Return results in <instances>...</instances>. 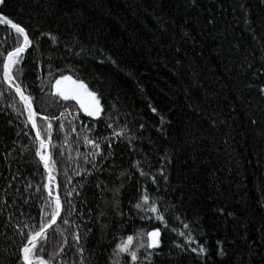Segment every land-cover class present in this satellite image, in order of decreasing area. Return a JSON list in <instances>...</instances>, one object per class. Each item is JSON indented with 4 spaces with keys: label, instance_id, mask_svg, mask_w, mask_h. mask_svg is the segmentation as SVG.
Wrapping results in <instances>:
<instances>
[{
    "label": "trees",
    "instance_id": "1",
    "mask_svg": "<svg viewBox=\"0 0 264 264\" xmlns=\"http://www.w3.org/2000/svg\"><path fill=\"white\" fill-rule=\"evenodd\" d=\"M215 2L200 0L201 7L197 10L186 8L185 0H6L5 14L26 27L34 43L39 44L38 50L29 49L24 54L25 61L16 66L23 69L22 74L14 70L19 77L17 82H22L26 94L33 97L39 115L38 126L43 131L44 116L59 117L67 109L63 117L51 121L52 142L56 148L49 146V152L55 161L53 174L61 186L64 208H67L66 192L75 190L71 200L76 212L72 213L70 225L65 226L66 231L54 233L53 229L61 227L60 220L49 233L54 250L64 247L54 264H66L69 259L79 261L71 219L80 223L92 215L90 226L94 225L99 195L96 180L111 182L106 173L100 172L101 167L111 169V161L101 159L107 150L104 144L101 155L96 157V173L89 176L84 171L91 167L85 163L84 156L93 149L83 142V137L88 134L95 138L96 133L110 136L112 130L98 121L93 124V118L79 109L75 101H64L48 86L61 71L72 75L74 69L92 91L102 94L101 103L106 111L109 104H116L120 120L113 127L118 130L119 124L127 123L140 136L134 142L135 152L129 149L127 141L112 138L117 164L130 168L134 159L143 157L145 171H151L158 181L153 185L150 177H141L135 169H130L132 180L122 196L126 215L120 227L113 225L108 236L101 240L94 226L87 243L81 241L88 264H108V255L116 243L113 240L110 245L108 240L114 233L134 235L138 229L150 231L155 227L161 228L164 252L163 256L156 257L155 264H264V124L249 122L250 116L259 119L264 115V98L256 89L249 91L244 87L252 79L251 73L264 67L261 57L264 2L243 0L249 19L254 21L252 31L243 22L244 11L233 13L229 7L233 0H226L228 11L216 25L217 29L223 23L233 26L226 38L218 31L203 27L204 18L209 14L205 9L220 12ZM160 17L170 25L167 31ZM185 18L190 21L197 43L185 44L183 62L176 64L179 57L172 46H179V38L171 37L173 29L179 31L178 26ZM40 32L52 33L58 42L54 43L51 36H40ZM10 33L14 30L0 25V92L3 93L0 95V173L10 177L19 169L20 175L12 183L23 190L27 180L38 183L42 173L46 182L47 174L34 152L21 151L23 145L31 147L35 132L19 95L3 82V54L15 46ZM236 43L239 48L233 47ZM99 48L104 49V55L97 54ZM248 64L252 65L251 69ZM255 82L264 83V78ZM245 104L250 107L245 108ZM152 107L157 109L156 113L151 111ZM213 110L226 122L212 126L208 117ZM160 116L165 118L163 124ZM61 123L63 129L58 127ZM141 123L145 125L143 129L139 128ZM73 126L75 132L71 130ZM88 127H94L95 132L87 133ZM165 154L171 158V164L164 165L167 182L156 172ZM34 170H38L35 176ZM81 184L83 188L79 187ZM141 185L152 196L163 197L166 206L175 205L174 214L181 219L198 221L203 232L200 243L208 248L206 255L197 256L190 251L180 254L172 241L183 243V238H178L155 218L142 220L135 215L131 205L136 202ZM34 191L29 189L24 195L27 197ZM40 204L37 194L23 210L37 217ZM221 208L223 213L218 211ZM229 212L233 215H228ZM21 219L35 223L27 217ZM165 219L169 228H182L174 216L166 214ZM8 234L11 235L10 230ZM80 234L83 237V230ZM64 236L67 244H63ZM217 240L224 242L226 255L218 254ZM11 243L0 237V260L15 250L20 238L16 237L15 245L10 247Z\"/></svg>",
    "mask_w": 264,
    "mask_h": 264
},
{
    "label": "snow or ice",
    "instance_id": "2",
    "mask_svg": "<svg viewBox=\"0 0 264 264\" xmlns=\"http://www.w3.org/2000/svg\"><path fill=\"white\" fill-rule=\"evenodd\" d=\"M264 2V0H262ZM226 0H216L215 7L220 10L219 14L214 11H208L209 14L204 18V28H210L213 31H218V33L227 37L229 29L233 26L231 24L223 23L221 28L217 29L216 25L219 20H222L224 13L228 11L225 6ZM184 6L188 9H197L201 7L200 0H185ZM7 7L6 0H0V25L10 26L11 30H14L13 39L15 40V46L11 50L4 53V59L2 61V76L3 82L7 83L10 88H14L15 92L19 95L20 101L23 103L24 108L27 109V120L31 122V128L35 129V137L32 140L31 147L29 145H23L21 151L27 153L29 151L34 152L36 157L43 162V168L47 170V180L44 182L43 174L41 173V180L38 183H33L32 180H27L24 182V188L15 187L12 183L17 180L19 169L16 170V174L10 177H4L0 173V179L3 180V185L0 186V222H2L3 230L0 231V237H4L6 240L11 241L10 247L15 245V238H20V244L15 246V250L11 253H7L3 260H0V264H54L57 260L59 253L64 252V247L61 245L58 251L54 250L52 241L49 240V229H53V226L57 225L58 219L61 220V227L53 229L54 233H62L66 231L65 226L70 225V218H72V213L76 212L75 207L72 204L71 197L73 196V191H67L65 196V201L67 203V208H64V202L61 199V193L59 191L60 184L56 182V176L53 174L56 171L55 161L52 158L50 152L46 153V149L51 146L56 148V145L52 142V120H59L65 115V112H61L59 117L44 116L43 120L45 122V128L42 129L38 127L36 117L38 113L33 108V97L32 95L26 94L22 82H17L19 77L14 74L20 72L22 74V68H16L17 65H21L25 61V53L29 52V49L38 50L39 44L34 43V39L30 36L29 31L26 27L21 26V23L15 22L14 19L10 18V14H5V9ZM231 11L236 13L239 10H243L245 15L242 17L243 22L248 25L249 30L254 31L252 25L254 21H251L248 16L247 5L243 0H233L232 5H230ZM199 19V17H197ZM161 24L163 25L164 31H167L170 25L164 21L163 17H160ZM190 21L185 18L184 22L179 25V31L173 29L172 39H178L179 46L173 45L172 50L179 57L175 61L176 64H181L183 62L184 55L186 54L183 49L184 45L187 43L196 44V36L192 33L189 26ZM37 31H39L37 29ZM163 34V33H162ZM203 34V33H201ZM40 36H51L54 43L58 42L57 36L52 33L40 32ZM7 37H5V40ZM261 46L264 49V37H261ZM223 47V45H221ZM234 48H239L238 43L233 45ZM80 52H84L81 48ZM98 55H104V49H97ZM77 56L80 53H76ZM261 57L264 58V50L261 52ZM109 59H111L109 57ZM48 60L51 61L52 57L49 56ZM247 61V56L245 57ZM103 63V61H101ZM113 63H115L113 61ZM248 68H252L251 64L247 65ZM51 68V64H49ZM243 67V65H241ZM51 71L49 76H51ZM75 77V78H74ZM251 78L247 83H245V89L251 91L256 89L258 94L264 98V83L257 84L255 81L264 78V67L261 68L259 72L253 71L251 73ZM48 86L51 91L58 97L62 98L64 101H75L79 109H81L88 117L93 118V124L97 121L105 125L107 129H111V135H100L95 134V138H90L88 134L83 137V142L85 144L91 145L93 151L84 156V161L86 164H90V168H85L84 171L89 175L93 176L97 170L96 157L101 155V145H106V152L101 155V159L111 161V169L100 168V172L106 173L109 180H96L95 187L99 191L98 202L95 205V223L90 226L93 220V216L89 215L87 221L77 223L76 219H71L73 229V240L75 241V254L79 255V261L69 259L66 264H88L83 253L85 252V247L81 243H87V238L92 234L93 227H97V231L101 240L108 236V233L112 230L113 225L115 227H120V221L124 220L125 211L123 208L122 196L123 190L126 188L127 184L132 180V172L130 169H135L139 172L141 177L148 176L151 179L153 185L158 183L157 176L153 175L151 171L146 172L145 167L147 166L143 157L140 159H134L131 162L130 168H121L116 160L115 151L112 148L113 137L117 139H122L127 141L128 147L131 151L135 152L136 148L134 142L140 140V136L132 132L127 123H122L114 128L113 125L117 124L120 120L119 110L116 104H109L106 111L105 105L101 103L102 94L98 95V91H92L88 84L85 83L84 79L81 78L79 73L73 70L72 75L61 74L48 82ZM0 95H3L0 92ZM243 99L244 97L241 96ZM249 104H245V108H249ZM19 111V110H18ZM153 113L157 112L155 107L151 108ZM232 112H235V108H232ZM115 113V115H113ZM22 115L23 112L20 111ZM103 117V118H102ZM212 126H216L220 123H225V120L220 119V114L216 113L215 110L208 117ZM161 124L165 122V118L160 116ZM249 122L253 125L264 124V115H261L259 119L249 117ZM11 124V120H9ZM60 129L64 128V124L58 125ZM145 125L141 123L139 125L140 129H143ZM73 132L76 128L73 126L71 128ZM87 133L95 132L94 127L86 128ZM46 133V136L44 135ZM17 136L20 135L19 132L16 133ZM67 141L65 140V143ZM226 142V141H225ZM15 143V141H13ZM7 147V146H6ZM79 155V153H77ZM7 159V155L5 156ZM162 166L156 169L159 173L160 178L164 182L168 181V175L165 174V166L171 164V158L165 154L161 158ZM113 170L115 175H113ZM38 170H34L32 175H37ZM80 175V172H77ZM95 178V177H94ZM71 181H69L70 183ZM55 185V187H54ZM83 184L79 185L83 188ZM35 189L29 196H25L24 193L28 192L29 189ZM46 190V192H45ZM139 194L136 198V202L131 205L132 210L139 219L151 220L155 218L160 221L163 226L170 232L175 233L178 238H183V243L177 241H172L173 247L179 249L180 254H186L189 251L195 253L197 256H204L208 253V248L205 247L204 243H200L199 237L203 235L200 229L198 221L195 219L189 220L187 217L181 219L180 215H175V205L168 207L167 202L161 196H152L148 189L141 185L138 190ZM39 194V200L41 201L39 214L37 217H31L26 211L23 210L24 205H28L30 201ZM131 203V201L129 202ZM64 212L62 217L61 213ZM89 213L92 209L89 208ZM220 213L224 212V209H218ZM174 216V220L179 221L182 228L171 227L169 228L168 221L165 219V215ZM80 215V214H78ZM228 215H233L229 212ZM21 217H27V220H34L35 223H28L22 220ZM127 221H125V224ZM9 230L11 235H9ZM81 230H83V237L81 236ZM162 233L160 227H155L150 231H145L143 229H138L135 234L122 235L120 233H114L112 237L108 240L111 245L112 241L115 240L116 243L111 248V253L108 255V264H155V259L158 256H163L164 252L162 250ZM67 237H63V244H67ZM223 241L217 240L218 254L223 256L226 255L223 249ZM195 245V246H193ZM107 251V250H105ZM169 255H171V250H169ZM47 255L48 258H45ZM94 255V254H93ZM130 258V259H129Z\"/></svg>",
    "mask_w": 264,
    "mask_h": 264
},
{
    "label": "water",
    "instance_id": "3",
    "mask_svg": "<svg viewBox=\"0 0 264 264\" xmlns=\"http://www.w3.org/2000/svg\"><path fill=\"white\" fill-rule=\"evenodd\" d=\"M9 27H10V26H9ZM33 108H34V110H35L34 104H33ZM35 111H36V110H35ZM38 119H39V115H37V117H36L37 125H38ZM38 127H39V126H38ZM34 132H35V129H34ZM49 150H50V149L48 148L47 151L49 152ZM38 158H39V157H38ZM41 163L43 164L42 161H41ZM46 174H47V170H46ZM46 180H47V177H46ZM62 202H63V201H62ZM61 215H63V211H62ZM59 221H60V220L58 219L57 224L59 223ZM54 227H55V226H53V228H54ZM51 230H52V229H49L48 232L50 233Z\"/></svg>",
    "mask_w": 264,
    "mask_h": 264
},
{
    "label": "rangeland",
    "instance_id": "4",
    "mask_svg": "<svg viewBox=\"0 0 264 264\" xmlns=\"http://www.w3.org/2000/svg\"><path fill=\"white\" fill-rule=\"evenodd\" d=\"M46 151V153L48 152L47 150H45Z\"/></svg>",
    "mask_w": 264,
    "mask_h": 264
}]
</instances>
